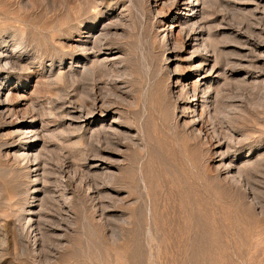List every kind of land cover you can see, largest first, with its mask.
Returning a JSON list of instances; mask_svg holds the SVG:
<instances>
[{
  "label": "rangeland",
  "instance_id": "rangeland-1",
  "mask_svg": "<svg viewBox=\"0 0 264 264\" xmlns=\"http://www.w3.org/2000/svg\"><path fill=\"white\" fill-rule=\"evenodd\" d=\"M0 264H264V0H0Z\"/></svg>",
  "mask_w": 264,
  "mask_h": 264
}]
</instances>
